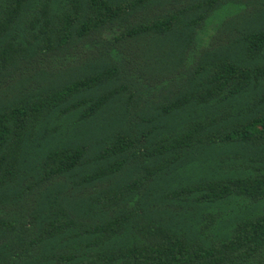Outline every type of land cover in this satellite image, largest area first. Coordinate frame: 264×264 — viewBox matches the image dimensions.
I'll list each match as a JSON object with an SVG mask.
<instances>
[{"label":"trees","instance_id":"16d2710c","mask_svg":"<svg viewBox=\"0 0 264 264\" xmlns=\"http://www.w3.org/2000/svg\"><path fill=\"white\" fill-rule=\"evenodd\" d=\"M0 264H264V0H0Z\"/></svg>","mask_w":264,"mask_h":264}]
</instances>
